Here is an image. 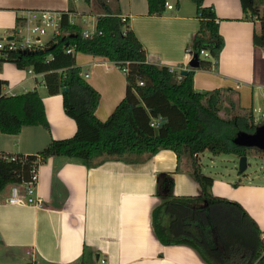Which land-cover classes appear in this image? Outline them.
<instances>
[{"label":"crops","instance_id":"crops-1","mask_svg":"<svg viewBox=\"0 0 264 264\" xmlns=\"http://www.w3.org/2000/svg\"><path fill=\"white\" fill-rule=\"evenodd\" d=\"M106 1L112 11L127 18L144 45L148 62L175 66L181 73L191 68V42L200 28L194 1L168 0L174 8H166L163 15L148 14L147 0ZM204 5L215 9L224 46L218 70L195 68V89L231 88L238 91L242 107L255 110V88L264 87V49L253 41L256 23L246 18L241 0H204ZM33 9L69 11L71 22L83 30L95 29L98 16L104 13L96 0L90 4L83 0H0V29L15 33L25 25L26 11ZM86 20L93 22L91 28L83 24ZM201 57L213 61L210 54ZM76 62L82 76L100 93L96 115L106 120L126 94V74L116 62L101 56L79 52ZM34 89L42 97L49 128L24 126L17 135L0 131V154H36L52 139L75 134L77 124L65 111L63 95L48 93L44 73H30L12 61L0 64V96ZM136 158L130 162L105 158L88 167L78 159L50 157L39 169L36 193L42 205L9 203L13 184L4 187L0 191V264H85L82 257L86 250L91 252L88 264H102L99 257L105 258L106 264H222L219 250L205 256L206 261L196 247L164 244L156 235L153 211L162 204L157 194L158 175H172L175 195L203 193L190 173L177 170L176 153L162 149L151 157ZM216 173L221 175L213 174L212 194L238 202L264 232V180H260L264 174ZM215 210L214 224L227 236L225 247L237 252L234 257L227 251L231 254L227 257L238 259L245 251L253 255L255 241L246 240L239 212ZM188 222L182 218L175 225L183 230L189 227ZM202 241L196 243L206 249Z\"/></svg>","mask_w":264,"mask_h":264},{"label":"trees","instance_id":"trees-1","mask_svg":"<svg viewBox=\"0 0 264 264\" xmlns=\"http://www.w3.org/2000/svg\"><path fill=\"white\" fill-rule=\"evenodd\" d=\"M83 1L90 4L94 0ZM96 1L104 13L98 16L95 32L90 37H85L83 28L71 22L68 11L62 13L59 33L52 35L43 47L0 51V64L12 61L21 69L33 68L36 73H44L48 93L63 95L65 111L77 124L74 135L52 139L39 153L0 154V191L8 184L27 182L39 158L43 163L53 156H65L94 167L105 158L130 162L137 160L138 155L148 158L162 149H171L177 155V170L190 173L200 183L203 193L200 196L175 195L172 175H158L157 194L162 204L154 209L152 221L160 241L190 244L206 261L205 256L212 252L217 254L219 250L222 264H264V232L238 202L212 194L214 178L204 172L200 161V154L206 150L213 154L254 155L264 159L263 149L234 141L241 133L256 132L260 123L254 109L242 107L238 91L231 88L197 91L195 68H190L178 79L177 72L168 66L148 62L144 45L127 22L112 11L106 0ZM167 1L147 0L148 14L163 15ZM192 1L197 5L200 28L192 38L191 50L200 57L199 68L218 70L224 38L219 31L215 9L205 6L204 0ZM241 3L246 18L256 23L254 44L264 49V0H241ZM17 22L20 25V19ZM70 48L73 53L67 52ZM202 50L208 51L213 61L201 57ZM79 52L109 59L120 69L129 62V73H125L126 94L106 120L96 115L101 95L82 76V69L76 62ZM65 87L67 91H63ZM223 94L234 110L226 116L220 113ZM30 125L49 128L37 89L0 96L2 133L17 135L24 126ZM214 210L239 212L245 224L246 240L255 241L253 255L245 251L238 259L227 257L230 252L235 257L237 252L225 247L227 236L214 224ZM182 218L189 219V227L179 230L175 224ZM199 239L204 240L201 243L207 246L206 249H202V245L198 247ZM243 245L246 246L244 242ZM86 251L82 258L88 264L91 252Z\"/></svg>","mask_w":264,"mask_h":264},{"label":"built area","instance_id":"built-area-1","mask_svg":"<svg viewBox=\"0 0 264 264\" xmlns=\"http://www.w3.org/2000/svg\"><path fill=\"white\" fill-rule=\"evenodd\" d=\"M167 9H173L174 5L170 1L166 2ZM26 23L24 26L20 27L15 33H7L0 29V51H10V50H31L37 47H43L45 41L43 36L51 33H59L60 22L62 20V12L55 10L46 9H33L28 10L25 13ZM124 22H127L125 16H120ZM95 32V29H85L83 34L85 37H90ZM67 52H74L72 48L68 49ZM209 55L208 51L202 50L201 55ZM191 59L193 57V52L191 51ZM171 71L177 72V78H182V73L178 71L177 67H169ZM124 73H129V62L121 68ZM30 73H36L33 68L29 69ZM143 84L142 81L139 82ZM264 104V101H263ZM264 116V112L262 113ZM155 125V122L152 123ZM15 155L12 156L15 159ZM42 164L40 158L37 160L31 178L24 183L13 184L11 188V195L7 202L15 204H35L42 205V198L37 195L36 189L40 180V165ZM102 264H106L105 258H98Z\"/></svg>","mask_w":264,"mask_h":264},{"label":"rangeland","instance_id":"rangeland-1","mask_svg":"<svg viewBox=\"0 0 264 264\" xmlns=\"http://www.w3.org/2000/svg\"><path fill=\"white\" fill-rule=\"evenodd\" d=\"M94 11V9H92ZM84 25H87V28H91L93 25V22L86 20V22H83ZM51 33H48L47 35H44L42 38L45 41L50 37ZM264 92V87L260 90L259 88H255V115L257 117L258 123L263 124L264 121V104L262 103V93ZM223 103L221 104V115L226 116L230 115L234 112V110L231 108V105L228 101V98H226V94L222 95ZM236 97V95H235ZM229 109V110H227ZM239 162L240 157L233 154H213L209 150H206L204 153L201 154V163L202 167L205 173L209 175H221V173L217 174L216 172H223L229 171L233 175H238L242 173L239 169ZM246 174L255 177L256 175H263L264 174V159H261L257 156L250 155L248 157V166L247 169L244 171ZM234 177V176H232ZM231 177H228V179ZM233 178H231L232 180ZM260 180H264L263 178H260ZM264 182V181H261ZM100 261V260H99ZM101 262V261H100Z\"/></svg>","mask_w":264,"mask_h":264},{"label":"water","instance_id":"water-1","mask_svg":"<svg viewBox=\"0 0 264 264\" xmlns=\"http://www.w3.org/2000/svg\"><path fill=\"white\" fill-rule=\"evenodd\" d=\"M191 68H198L200 66V57L198 54H193L192 59L189 62ZM188 70H182V74H187ZM68 88L65 87L63 91H67ZM235 143L239 145H245L248 147H257L264 150V123L259 125L256 132L241 133L235 138ZM248 166V156L243 155L240 157L239 169L244 172Z\"/></svg>","mask_w":264,"mask_h":264}]
</instances>
